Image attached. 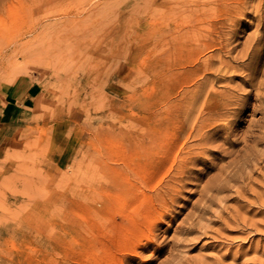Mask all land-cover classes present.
Here are the masks:
<instances>
[{"label":"rangeland","instance_id":"374dc122","mask_svg":"<svg viewBox=\"0 0 264 264\" xmlns=\"http://www.w3.org/2000/svg\"><path fill=\"white\" fill-rule=\"evenodd\" d=\"M43 1L35 39L0 14V107L21 97L0 121V264H92L104 243H140L123 264H264V0L240 17L232 0ZM195 82L231 111L145 228L169 180L164 104ZM155 110L157 140L138 152L135 119Z\"/></svg>","mask_w":264,"mask_h":264},{"label":"bare ground","instance_id":"6f19581e","mask_svg":"<svg viewBox=\"0 0 264 264\" xmlns=\"http://www.w3.org/2000/svg\"><path fill=\"white\" fill-rule=\"evenodd\" d=\"M220 1L225 2L223 0ZM39 2L40 0H0V14H4L13 8L15 10L14 20L19 40L26 34L33 36L34 39L36 38V31L38 29L36 14ZM43 2H50V0H44ZM200 4L199 9L201 8ZM245 5V0H232L229 5L226 4V8L233 9L232 13L240 17L244 13L243 9ZM27 21L29 22L27 24L28 27L24 29ZM34 49V47L30 49V55L34 54ZM6 50L4 52L8 53L9 50ZM10 52L14 55L20 54L22 52L21 44H15ZM210 69V67H207V71ZM194 72H196L195 69L189 71L190 74ZM227 96L226 91H214L212 88L202 87L198 82H195L194 88L182 92L179 98L167 100L164 104V113L168 119V126L172 129V134L170 140L167 142L163 157L158 161V164L163 167L166 162H170L166 174L169 176V180L165 182L161 191H156L148 199L147 209L149 208L150 211L151 208L152 213L150 212L146 217L145 228L156 226V223H154L157 220L156 214L158 211L163 212L168 208L167 193L171 191L175 184H179L185 177L190 175L192 171L191 167L199 161V155L202 152L208 151V142H205L207 131L222 113H229L231 111L232 103L228 100ZM157 113L158 111L155 110L154 112L152 111L150 117H137L135 119L132 139L134 147L138 152L145 149L147 141L153 143L157 140L158 135L155 133L156 119L158 118L155 115ZM176 148L177 153L172 156ZM123 165L128 166L127 163ZM120 188L123 193L127 192L126 187L120 186ZM100 200L98 198L97 201L99 202ZM126 203V205H129L130 202L127 201ZM121 217L129 223H135L130 213L126 211L123 212ZM100 218L93 216L88 219V223L91 226L97 225ZM116 246V243H104L102 246L106 252L104 257L93 259L92 264H123L125 259L130 260L133 256L129 255V257H125L118 253H123V251L126 253L130 251L136 253L137 248H140V243L126 244L121 248L122 251L120 249L116 250Z\"/></svg>","mask_w":264,"mask_h":264},{"label":"crops","instance_id":"0c3cea01","mask_svg":"<svg viewBox=\"0 0 264 264\" xmlns=\"http://www.w3.org/2000/svg\"><path fill=\"white\" fill-rule=\"evenodd\" d=\"M20 95H11L10 99L13 100H17V104H15L14 102L11 103H7L6 105H1L0 107V121L3 123H12V122H16L18 113H19V108H21L20 105H18L19 100H21V97H19ZM26 104V103H24ZM23 107V106H22ZM24 110V108H22ZM21 112V111H20Z\"/></svg>","mask_w":264,"mask_h":264}]
</instances>
